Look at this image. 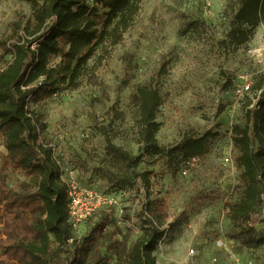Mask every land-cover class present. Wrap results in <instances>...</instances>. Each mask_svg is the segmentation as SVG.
I'll use <instances>...</instances> for the list:
<instances>
[{
    "label": "rangeland",
    "instance_id": "obj_1",
    "mask_svg": "<svg viewBox=\"0 0 264 264\" xmlns=\"http://www.w3.org/2000/svg\"><path fill=\"white\" fill-rule=\"evenodd\" d=\"M239 5L240 0H142L121 42L108 47L102 60H98V49L77 86L61 84L41 105L31 103L47 122L46 139L54 154L76 170L80 183L102 192L116 189L107 178L116 168L106 151L104 131L115 144L135 155L142 152L138 110L131 97L163 63L166 72L160 90L165 102L157 112L159 143L171 147L192 130L220 132L209 155L190 168V176L179 172L173 177L166 157L154 154H145L138 167L139 172L151 171L150 196L166 201L169 221L178 224L159 241L154 251L156 264H209L212 255L222 264H264V244L248 247L228 214L229 202L241 192L243 171L235 159L232 128L244 124L246 105L253 96L238 95L235 89L244 81L254 86L264 74V22L248 42H231ZM32 15L28 0H0V40L12 33L15 22L25 24ZM98 19L104 21V9ZM193 21L199 22L198 28L190 25ZM11 58L0 51V70ZM59 61L60 57L52 59V63ZM225 152H230L232 159L228 164ZM3 153L6 148L0 134V164ZM26 180L21 174H12L6 187L19 189ZM147 190L142 186L116 190L123 191L124 212H114L106 220L101 243L108 261L115 259L109 244L123 239L130 244L140 235V212ZM103 218L99 214L89 218L80 235ZM247 226L255 227V236H264V205ZM191 248L196 252L193 258L189 256ZM67 256L62 253L53 261L62 264Z\"/></svg>",
    "mask_w": 264,
    "mask_h": 264
},
{
    "label": "trees",
    "instance_id": "obj_2",
    "mask_svg": "<svg viewBox=\"0 0 264 264\" xmlns=\"http://www.w3.org/2000/svg\"><path fill=\"white\" fill-rule=\"evenodd\" d=\"M33 15L15 22L12 33L0 40V51L12 58L0 70V134L6 153L0 164V264H56L53 258L66 253L62 264H156L154 251L159 241L178 224L169 221L166 201L150 196L151 171L139 172L145 154L166 157L176 177L186 160L202 161L211 151L220 132L209 129L186 135L171 147L159 143L161 123L157 112L165 102L160 82L163 63L155 75L140 85L131 97L139 116L142 152L135 155L115 144L104 131L106 151L115 171L107 176L116 190L146 187L141 206V233L130 244L126 239L108 245L114 256L110 262L102 252L106 220L78 236L69 224L68 187L54 158V148L46 139L47 122L31 103L41 105L61 84H79L88 60L98 53L104 58L108 47L118 45L132 26L142 0H28ZM104 9L105 19H98ZM264 22V0H240L230 33L233 44L248 42ZM199 27V22L190 23ZM54 57L60 61L52 63ZM244 124L232 128L235 159L243 171L241 192L229 202L228 214L241 229L243 242L250 248L264 244L247 222L264 205V74L252 85ZM12 174L27 178L19 189L7 188ZM123 192V191H122ZM109 193V192H105ZM182 215H185L182 213ZM58 264V263H57Z\"/></svg>",
    "mask_w": 264,
    "mask_h": 264
},
{
    "label": "built area",
    "instance_id": "obj_3",
    "mask_svg": "<svg viewBox=\"0 0 264 264\" xmlns=\"http://www.w3.org/2000/svg\"><path fill=\"white\" fill-rule=\"evenodd\" d=\"M238 95H245L252 93V85L248 81L242 82L235 89ZM56 163L60 168L61 180L66 183L68 187V222L76 232L80 235L81 226L95 214H109L116 212L120 215L124 212L122 205V191L105 193L99 191L98 187L94 185H85L79 182L76 176V170L64 165L61 160L54 154ZM225 164L232 161L230 152H225ZM200 158L193 157L184 162V167L181 170V175L184 177L190 176V168L199 165ZM189 256L191 258L196 256L194 248L190 249ZM194 263V261H192ZM209 264H222L217 256L212 255L209 258Z\"/></svg>",
    "mask_w": 264,
    "mask_h": 264
}]
</instances>
